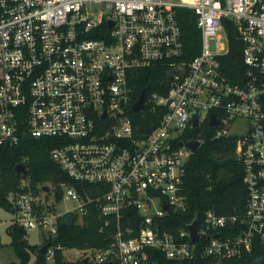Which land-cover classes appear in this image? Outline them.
Segmentation results:
<instances>
[{"label":"built area","instance_id":"built-area-1","mask_svg":"<svg viewBox=\"0 0 264 264\" xmlns=\"http://www.w3.org/2000/svg\"><path fill=\"white\" fill-rule=\"evenodd\" d=\"M180 7L193 11L200 32L189 59ZM231 25L242 42L241 80L222 68ZM156 62L168 66V89L148 101L165 109L138 134L125 112L128 72ZM211 114L213 137H236L244 206L206 209L169 229L187 210L182 181L193 151L186 143L195 139L182 134L209 124ZM23 133L55 137L51 159L90 186L60 182V200L74 202L60 212L51 185L10 194L11 222L47 231L46 264H55L56 250L74 264H195L197 253L218 264L264 248V0H0V141ZM90 204L112 219L111 241L99 248L56 242L57 217L70 212L81 223Z\"/></svg>","mask_w":264,"mask_h":264},{"label":"trees","instance_id":"trees-1","mask_svg":"<svg viewBox=\"0 0 264 264\" xmlns=\"http://www.w3.org/2000/svg\"><path fill=\"white\" fill-rule=\"evenodd\" d=\"M177 18L182 29L184 43L183 59H189L200 46V32L195 24L191 9L180 7ZM228 52L222 56V68L232 80H241L242 42L238 38L234 26L227 27ZM168 66L156 62L150 66L133 68L128 72V84L131 87L125 112L132 119L133 131L145 134L157 123L164 106H154L148 101V96L154 92L166 93L168 89ZM144 91L145 103L139 111H132L130 106ZM97 121H103L97 117ZM214 127L204 121L201 125L186 130L182 138L199 139L200 144L193 151L186 163L182 181L183 192L186 195L187 210L169 229L184 227L193 217L199 219L202 211L212 209L216 213H231L240 211L244 206L245 186L242 182V167L234 156V135L213 137ZM57 145L55 137H33L23 133L17 141H0V208L14 212L15 205L10 194L30 190L33 194L45 184L54 187V199L59 201L60 182L74 184L78 189L87 184L77 183L69 179L65 171L50 157V150ZM22 163L26 172L17 171L15 165ZM63 216L57 217V238L66 247H104L112 239L115 225L110 216L102 215L88 205V212L81 223L73 221L70 225L62 223ZM105 219L108 223L104 224ZM24 230L23 232L21 230ZM10 236V245L18 258V264H28L34 255L33 264H46L45 255L40 252L42 243H29L25 237L26 230L16 222L6 227ZM3 246L0 237V247ZM195 264H208V258L200 253L195 257ZM55 264H74L65 260L60 250L55 252ZM191 264V260H186ZM218 264H264V248L259 247L251 252H244L239 257L223 259Z\"/></svg>","mask_w":264,"mask_h":264},{"label":"rangeland","instance_id":"rangeland-1","mask_svg":"<svg viewBox=\"0 0 264 264\" xmlns=\"http://www.w3.org/2000/svg\"><path fill=\"white\" fill-rule=\"evenodd\" d=\"M240 122H236L231 130L235 131L238 129ZM54 205V209L60 212L62 209L66 207H72L74 202L68 199H61L57 202H51ZM13 213L7 211L3 208H0V237L3 246L0 247V264H18V258L14 253L12 246L10 245V236L6 232V227L9 223H11V217ZM48 233L43 228H29L26 229L25 237L29 243H43L47 237ZM34 263V255H31L28 264Z\"/></svg>","mask_w":264,"mask_h":264},{"label":"water","instance_id":"water-1","mask_svg":"<svg viewBox=\"0 0 264 264\" xmlns=\"http://www.w3.org/2000/svg\"><path fill=\"white\" fill-rule=\"evenodd\" d=\"M143 106H144V91H141L140 94L138 95L137 99L131 104L130 108L132 111H139L140 109L143 108ZM102 115H104V114H102ZM195 123H196V121L194 120V124ZM209 124L210 125L216 124V120L214 119L213 114H211V116H210ZM186 144L191 148L192 151H195L197 149V147L199 146V141L195 139L192 141H187ZM15 169L17 171L26 172V169L24 168V166L20 162L15 165ZM43 188L47 189L48 185L45 184ZM72 219H73V214L70 212L66 213L62 219V223L64 225H70L72 222ZM187 227H188L189 232H190V238L192 240L196 239V237H197L196 232H195L196 220L194 219L191 223H189L187 225ZM21 231L23 232L24 230L22 229ZM48 245H49V241L42 243L39 247L40 252L44 254ZM180 264H182V263H180Z\"/></svg>","mask_w":264,"mask_h":264},{"label":"crops","instance_id":"crops-1","mask_svg":"<svg viewBox=\"0 0 264 264\" xmlns=\"http://www.w3.org/2000/svg\"><path fill=\"white\" fill-rule=\"evenodd\" d=\"M63 217H64V216H63ZM11 218H12V217H11ZM11 218H10V219H11ZM0 224H1V221H0Z\"/></svg>","mask_w":264,"mask_h":264}]
</instances>
